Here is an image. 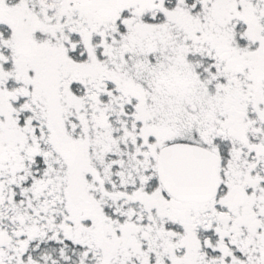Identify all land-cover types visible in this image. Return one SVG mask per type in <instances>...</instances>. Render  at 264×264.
Masks as SVG:
<instances>
[{
  "label": "snow or ice",
  "instance_id": "6c2138e0",
  "mask_svg": "<svg viewBox=\"0 0 264 264\" xmlns=\"http://www.w3.org/2000/svg\"><path fill=\"white\" fill-rule=\"evenodd\" d=\"M0 264H264V0H0Z\"/></svg>",
  "mask_w": 264,
  "mask_h": 264
}]
</instances>
